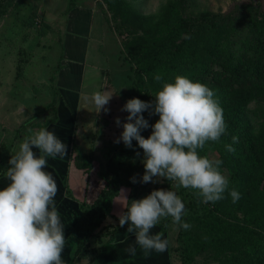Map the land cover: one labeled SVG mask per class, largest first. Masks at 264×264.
<instances>
[{"label": "trees", "instance_id": "16d2710c", "mask_svg": "<svg viewBox=\"0 0 264 264\" xmlns=\"http://www.w3.org/2000/svg\"><path fill=\"white\" fill-rule=\"evenodd\" d=\"M180 2L182 7L179 9L186 3H194V0ZM3 4L0 1V15L4 14ZM120 5L131 15H126L121 23H116L113 18V27L117 28L119 34H125L122 40L124 54L120 60L135 64L131 78L134 88L132 97L151 102L150 86L144 84L143 75L150 79L157 74L161 75L160 66L163 68L167 62L163 61L164 57L169 60L179 58L176 65L172 63L165 69V73L170 70L169 75L174 76L172 71L179 68L177 76H184L193 82L208 86L214 91V99L223 109L226 133L218 141L206 142L205 147L198 150V154L211 159L209 154L215 153L214 159L222 161L219 165L221 173L229 180V189L223 194L224 198L215 203H203L193 195L196 190L175 187L177 196L185 205L182 221L190 224L191 228L185 230L174 224L177 227L174 237L176 245L168 246L165 253L153 251L147 259L142 253L140 257L130 256L127 259L129 262H139L133 264H168L171 252L178 254L180 263L190 264L195 254L205 253L206 258L213 264H264V155L260 156V152H264V127L259 136H254L249 120L244 114L247 101L239 104L229 101L227 94L231 89L242 88L250 83L259 86L261 93L264 91V9L256 3H238L229 12L213 13L203 9L187 15L182 11L173 12L174 4L167 1L156 13L144 14L129 3ZM220 26L225 27L221 39L217 38L215 33V29ZM128 33L129 37H125ZM24 52L23 49L17 51L15 78L20 75L22 65L27 61V58L19 57V54ZM184 56L188 58L185 59ZM169 75H163L162 83L174 82ZM151 87L154 89L153 85ZM59 103L67 110L62 97L55 89L50 102L19 123L18 128L36 126L49 130L52 125L62 126V140L66 145L72 144V116L67 112L70 123L66 122L65 126L61 115L58 114ZM46 110L52 112L47 122L41 125L34 123V118ZM142 115L147 121L152 118L156 121L159 119L158 115L149 116L148 111ZM141 135L144 136V130ZM233 136L238 138V142L233 143ZM132 144L133 148L130 149L122 142L119 149L105 153L106 158L97 173L103 181V186L90 203L75 201L70 195L65 185V170L72 159L76 169L88 173L93 160L91 152L79 150L72 154L71 158L68 153L63 159L56 158L57 161L47 158L49 167L45 170L52 171L59 187L55 200L58 199L56 206L61 218L66 220L62 221L65 225L64 232H67L74 242L73 252L69 254L71 256L78 253L74 263L69 261L70 264L83 260L89 264L105 247V238L127 230L129 225L120 227L116 219L117 223L111 228L104 225L99 227L102 233L93 232L101 223L100 219L109 214L111 200L117 194L119 186L125 182L132 189L134 185L130 179H124L120 172V165L124 164L129 154L138 149L135 140ZM228 144L232 145L234 152L226 151L225 145ZM37 154H40L39 151ZM9 166L6 160L0 162V177L6 173ZM126 173L129 174L130 171ZM167 184L175 186L172 181H167ZM232 189L241 194L237 203H233L229 195ZM237 210L241 214L240 218H237ZM170 223H173L171 217L161 218L150 231L152 234L159 231L167 238V226ZM90 237L94 238L93 245L98 247L94 254L81 251ZM126 260L120 264H128ZM107 261L106 264H116Z\"/></svg>", "mask_w": 264, "mask_h": 264}, {"label": "clouds", "instance_id": "9594fccd", "mask_svg": "<svg viewBox=\"0 0 264 264\" xmlns=\"http://www.w3.org/2000/svg\"><path fill=\"white\" fill-rule=\"evenodd\" d=\"M154 79L160 82L162 75L157 74ZM111 97L96 91L90 101L97 113L101 110L107 113L105 106ZM120 111L127 112V116L123 123L119 117L114 118L115 125L123 130L113 142L122 141L131 149L135 140L143 150L144 173L139 181L131 177L132 183H158L164 179L174 182L176 188L196 190L193 195L203 203L224 198L229 180L219 169L222 161L198 154L206 142L218 141L226 133L223 109L214 99L213 90L200 82L176 76L173 83H163L154 101L133 97ZM145 111L149 116L159 117L151 126L142 115ZM149 127L151 134L145 138L141 131ZM232 141L236 143L238 138L233 136ZM225 148L228 152L235 151L231 144ZM67 155L66 144L46 128L25 137L18 151L11 154L5 173L10 183L0 189V264H65L62 259L66 240L64 224L55 200L58 186L52 171L45 169L49 167L48 157L63 159ZM124 192L122 189L123 198L128 201ZM229 195L236 203L241 194L232 189ZM123 209L126 211L118 213L119 226L128 224L127 232L135 236L134 243L125 248L133 257L137 246L145 259L153 251L159 254L167 251L169 241L163 233L150 231L161 218L171 217L179 227L191 228L182 221L184 203L171 190H152L142 199L131 200Z\"/></svg>", "mask_w": 264, "mask_h": 264}, {"label": "rangeland", "instance_id": "374dc122", "mask_svg": "<svg viewBox=\"0 0 264 264\" xmlns=\"http://www.w3.org/2000/svg\"><path fill=\"white\" fill-rule=\"evenodd\" d=\"M4 3L3 15H0V162L10 159L11 154H15L18 151L19 144L23 142L24 138L32 135L34 132L40 130V127L31 129L30 132L28 127L18 128V124L24 121L25 118L29 117L36 112L45 102L48 100V95L44 91H49L51 95L53 94V85L50 84L52 79V73L56 67V62L58 54L61 51L60 38L61 29L63 28L62 22L64 21V15L62 14L66 11L67 4H72V2H78V0H0ZM91 5L97 8L104 15V17L109 22L113 29V34L115 39L120 44V54L118 59L115 60V55L107 54V63L105 68L109 71L102 73L101 78L89 77L82 81L83 86L80 89L86 91V96L80 95L81 100L78 103V108L75 113V127H74V143L71 144V154H75L77 150H85L91 152L94 156L92 161V166L88 170L87 182L83 183L82 180L76 179L75 176L82 175L80 169L75 170L72 164V159L70 160V167L72 172L68 173L69 185L73 189H78L86 192L89 189L91 191V185H95L92 192H97L99 184L103 181L98 177L97 170L98 166L101 168L104 160L105 153L113 152L122 146V141L120 143H114V139L118 138L122 132V127H118L114 123V118L119 117L124 122V118L127 116V112L120 111L125 102L132 97L134 94V88L132 87L133 78V66L132 62L126 60H120L123 57L124 49L122 46V40L124 33L119 34L117 28L114 29V20L122 22L126 18L128 10H123L121 3L131 4L135 9L139 10L144 14L156 13L161 5L167 1H171L174 4L172 11H182L185 14H195L196 12L208 9L213 13H224L229 12L233 9V6L238 3H248L255 5V3L264 9V0H194V3H186L182 7L180 0H89ZM110 7V10L108 8ZM1 9V7H0ZM111 11V12H110ZM113 12V13H112ZM100 14V13H99ZM111 19V20H110ZM130 19V18H129ZM223 26L217 27L215 33L217 38H222L224 33ZM226 31V29H225ZM110 30L104 31V34H109ZM106 35V36H107ZM105 36V37H106ZM129 37V33L127 36ZM98 33H93L92 40L89 42L92 50L99 48L100 50L104 48L102 42L104 36L99 40ZM108 44V42L106 41ZM122 46V47H121ZM89 47V48H90ZM111 46L108 44L106 51L109 50ZM18 49H23L25 52L19 54L21 58H27L28 61L23 63L21 68V74L23 73L21 79L22 82L14 81V72L17 61V51ZM185 59L187 57H183ZM179 58L174 57L172 60L164 57L163 61L165 66L162 68L160 66L161 75L170 74V70L165 69L172 63L175 65L178 63ZM181 59V58H180ZM218 60V58H217ZM103 63L98 59L90 61V65H100ZM90 71L87 76H94V72L87 67ZM163 70V71H162ZM174 78L179 73V68H175L173 71ZM48 77V78H47ZM112 77V79H111ZM47 78V79H46ZM144 84L150 86L149 96L152 95L151 100L154 101V96L157 91L162 89V81H155L154 77L151 79L147 75H143ZM112 81V83H111ZM98 84V85H97ZM97 85V86H96ZM151 85L154 86L152 89ZM96 86V87H95ZM259 86L256 84H247L242 88H235L228 91V100L236 103H242L247 101L244 106V114L249 120L251 130L254 136H259L262 127H264V91L258 90ZM88 90H92L89 92ZM27 91H32V95L27 94ZM100 91L104 94L112 95L109 103L105 106L109 111L105 113L101 110L97 113L95 105L91 103L90 97L93 92ZM20 107V110H18ZM38 108V109H37ZM91 122L89 121V116L91 112ZM96 112V113H95ZM51 117V112L49 110L43 111L37 117L34 118V122L38 124H43ZM156 120L152 118L148 121L151 126ZM18 129V131L16 130ZM42 129V128H41ZM151 127L144 129V137L147 138L151 134ZM256 138V137H253ZM77 142H76V140ZM78 147L82 149H78ZM137 151L133 154H129L128 158L125 160L124 164L120 165V172L122 176L127 181L135 176L137 181L144 173L143 167V150L137 147ZM10 153L8 154V150ZM139 152L140 155L137 156L136 153ZM70 154V155H71ZM264 152H260L262 157ZM211 159L216 156L215 153H210ZM130 171L129 174L126 172ZM85 173L83 172V176ZM3 176V175H2ZM108 176V174H106ZM159 179V178H158ZM0 180H4L0 178ZM90 184V186H89ZM132 189L129 188L125 182L119 186L117 194L112 198L110 203L109 214L103 219H100L101 223L94 228L93 232L100 234L101 230L99 227L108 226V228L114 226L117 223L118 213L121 211H126L123 209L126 205L131 203V200H139L147 196L152 190L164 189L171 190L176 193V188L174 185L167 184V181L162 179L158 183H133ZM125 190L124 194L128 201H125L121 190ZM88 190V192H89ZM91 197V196H90ZM81 199V198H79ZM83 200V198H82ZM89 201L90 198H84V202ZM81 201V200H79ZM88 203V202H87ZM237 203V202H236ZM237 218L241 217V214L236 212ZM61 221H66L61 218ZM63 223V222H62ZM65 226V225H64ZM167 239L169 241L170 247H175V233L177 227L174 223H170L167 226ZM102 233V232H101ZM67 234V232L65 233ZM105 238V237H104ZM71 243L74 245L73 239ZM93 239L90 237L87 243L84 244L81 251L94 254L98 247L93 245ZM106 244L102 248V251L97 254L99 258V263L106 264L108 261H113L116 264L122 263L127 257H130L125 252V248L134 243L135 236L133 233H128L125 230L122 234H115L110 238H105ZM108 239V240H107ZM71 244V245H72ZM96 245V244H95ZM73 252V250H71ZM70 252V253H71ZM77 254H73L67 259V264L74 263L77 258ZM141 256V250L137 246V254L135 258ZM95 257V259H96ZM133 257V256H131ZM125 259V260H122ZM70 261V263H69ZM96 261V262H97ZM128 264L139 263L137 260L132 262L127 259ZM95 260L91 261L89 264H93ZM77 264H87L86 260L78 262ZM148 264V262H147ZM168 264H182L180 263L179 256L177 253L169 254ZM190 264H213L210 260L206 258V254H195L190 262Z\"/></svg>", "mask_w": 264, "mask_h": 264}, {"label": "crops", "instance_id": "0c3cea01", "mask_svg": "<svg viewBox=\"0 0 264 264\" xmlns=\"http://www.w3.org/2000/svg\"><path fill=\"white\" fill-rule=\"evenodd\" d=\"M66 7H67L66 11L62 13L64 15V19H63L64 21L62 22L63 28L61 29L62 37L60 38V41H59V43L61 42V51L58 54L56 67L52 73V76H51L52 79H51L50 84L54 86L53 90L57 89V91L59 92V95L62 97L65 103V106L67 108L66 110L64 106H62L61 103L57 105L58 110H59L58 114L61 115L62 117L61 120L65 123V126H67L66 122H69L68 121L69 115L67 112H69L72 116V127H73L72 137L74 139L73 133H74V127H75V120H76L75 113L78 108V103L81 100L80 95L86 96L85 94L86 91L82 90L80 92V89L83 86L82 81L84 79H88L89 77H93V78H97L98 83H99V79L101 78L102 73L105 71H108L105 68V64L108 61L106 58V55L107 54H111L113 56L115 55V60L118 59L119 58L118 55L120 54V44L115 39L114 34H113L114 31L112 27L110 26L109 22L107 21V19L104 17V15L100 11H99L100 14L98 13L97 8L91 5L89 0H78V2H75V3L72 2V4L71 3L67 4ZM107 29L110 30V33L108 35L104 34V31ZM96 32L98 33L97 39L100 40L104 36V40L102 42V46L104 48H107L108 44L111 46L108 51H106L104 48H102L101 50L99 48L95 50L91 49L89 42L92 40L93 33L95 34ZM106 41L108 42V44L106 43ZM94 59H98L99 61L103 63V65L100 64V65L91 66L90 61H93ZM87 67H89V69L92 70V72H94V76H87V74L90 72L87 69ZM22 75L23 73L22 74L20 73V75L17 78H15V72H14V75H13L14 81L21 83ZM88 91L91 92L92 90H88ZM32 93H33L32 91H27V94L29 95H32ZM44 93L48 95V100L43 105L47 104L52 99V95L51 93H49V91L45 90ZM18 110H20V107H18ZM93 113H94V110L93 112H91L89 116L90 122H91V117ZM51 116H52V112H51ZM33 128H38V127L35 126L30 129H33ZM63 129L64 127L62 128V126L53 127L52 125L49 131H52L57 136V138L62 140L61 131H63ZM62 142L64 141L62 140ZM72 143H74V140ZM66 146H67V153L71 154L72 153V150L70 147L71 143H69ZM78 149H82V148L78 147ZM9 151L10 149L8 150V154L10 153ZM33 151H35L37 154L38 150L33 149ZM71 156L72 154L70 155V158ZM49 159L52 160V158H49ZM93 159H94V156H93ZM55 160L57 161V159H53L52 161H55ZM92 161H91V164H92ZM99 167L100 166H98V169ZM74 169L77 170L75 167ZM74 169H71L70 163H68V167H66V170H65L66 188L69 190L70 195L74 198L75 201L76 200L83 201L84 198L86 199L90 198L89 201L85 200V203L87 202L90 203L95 197V195L97 194V192L99 191V189L103 186V183L99 184L100 186H98L97 192H92L95 188H97L95 187V185H91V191L88 189L89 192L88 190L86 192L84 189L82 190L83 192H80L78 189H73L68 183L69 182L68 173L72 172V170ZM81 171L82 170H80V172ZM81 173H82L81 177L80 176H75V177L76 179L82 180L83 183L84 182L86 183L87 174L84 172L85 175L83 176V172ZM97 173H98V170H97ZM0 178L4 179L2 181L0 180V189H2L3 187H6L10 183V181L6 178L5 174L1 176ZM56 201H58L57 198H56ZM64 237L66 240H65V247L62 252V259L65 262V264H67L69 253L73 249L74 245L71 243V240L68 239L69 237H71L70 235H67L64 232ZM97 260H99V258L96 257L95 262L93 264H100L99 261Z\"/></svg>", "mask_w": 264, "mask_h": 264}]
</instances>
